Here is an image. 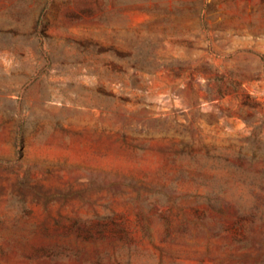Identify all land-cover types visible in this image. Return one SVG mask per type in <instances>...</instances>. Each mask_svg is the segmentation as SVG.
Masks as SVG:
<instances>
[{
    "label": "rangeland",
    "instance_id": "374dc122",
    "mask_svg": "<svg viewBox=\"0 0 264 264\" xmlns=\"http://www.w3.org/2000/svg\"><path fill=\"white\" fill-rule=\"evenodd\" d=\"M0 264H264V0H0Z\"/></svg>",
    "mask_w": 264,
    "mask_h": 264
}]
</instances>
